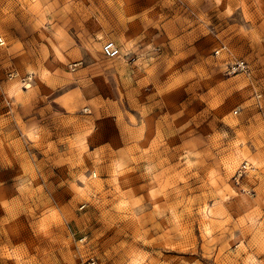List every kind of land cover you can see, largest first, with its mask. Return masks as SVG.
<instances>
[{
	"label": "rangeland",
	"instance_id": "obj_1",
	"mask_svg": "<svg viewBox=\"0 0 264 264\" xmlns=\"http://www.w3.org/2000/svg\"><path fill=\"white\" fill-rule=\"evenodd\" d=\"M0 36V264H264V0H0Z\"/></svg>",
	"mask_w": 264,
	"mask_h": 264
},
{
	"label": "built area",
	"instance_id": "obj_2",
	"mask_svg": "<svg viewBox=\"0 0 264 264\" xmlns=\"http://www.w3.org/2000/svg\"><path fill=\"white\" fill-rule=\"evenodd\" d=\"M3 44L4 43L0 39V47L3 46ZM224 48V45L220 46L219 49L214 51L215 55H218V53L224 50ZM101 53L104 57L113 59L119 56L120 51L119 47L115 45L112 41H106L101 47ZM227 71H229V73H231L232 75L237 73L247 75L249 73L247 64L242 60H235L234 62H232L229 65ZM22 81L24 83H29L31 82V77H26L22 79ZM79 264H97V261L94 257H87L86 259L82 260Z\"/></svg>",
	"mask_w": 264,
	"mask_h": 264
},
{
	"label": "bare ground",
	"instance_id": "obj_3",
	"mask_svg": "<svg viewBox=\"0 0 264 264\" xmlns=\"http://www.w3.org/2000/svg\"><path fill=\"white\" fill-rule=\"evenodd\" d=\"M0 39H1V41L3 42V43H5V41H4V39H3V37L2 36H0ZM3 46H4V44H3ZM224 50H225V48H224ZM224 50H222L221 52H223ZM220 53V52H219ZM218 53V54H219Z\"/></svg>",
	"mask_w": 264,
	"mask_h": 264
}]
</instances>
